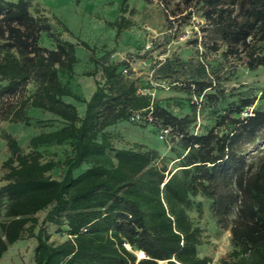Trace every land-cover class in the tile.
<instances>
[{"label":"trees","instance_id":"16d2710c","mask_svg":"<svg viewBox=\"0 0 264 264\" xmlns=\"http://www.w3.org/2000/svg\"><path fill=\"white\" fill-rule=\"evenodd\" d=\"M203 1L204 17L228 52L236 53L240 45L247 50L248 69L264 66V0H229L233 9L223 0ZM31 2L0 0V97H20L4 117L29 125L30 107L55 115L63 125L32 136L29 144L69 142L71 152L64 162L41 161L39 152L23 153L15 138L3 132L10 155L2 162L0 258L16 241L34 237V264H211L199 254L202 229L190 213L202 217L201 196L215 225L230 232L229 259L219 264H264V160L246 162L235 148L245 134L255 137L264 128V110L230 118L225 134L212 128L188 133L194 116L177 117L151 94L139 92L135 80L121 73L126 62L99 63L84 41L78 44L91 51L95 67L100 64L101 80L94 81L88 98L80 97L59 77L60 72L72 74L76 44L62 39L47 16L33 15ZM124 21L121 15L114 21L119 30ZM41 32L54 42L52 48L39 44ZM29 83L34 88L26 94ZM193 84L199 90L204 86ZM64 97L84 103L83 113ZM253 102L244 99L242 107ZM150 107L152 123L129 120L133 111ZM120 121L156 130L170 127L185 151L180 162L168 168L156 162V150L140 143L116 146L119 137L111 127ZM60 167L62 175L54 177ZM41 211L45 214L34 231ZM47 224L66 238L52 242ZM142 252L144 257L137 259Z\"/></svg>","mask_w":264,"mask_h":264},{"label":"rangeland","instance_id":"374dc122","mask_svg":"<svg viewBox=\"0 0 264 264\" xmlns=\"http://www.w3.org/2000/svg\"><path fill=\"white\" fill-rule=\"evenodd\" d=\"M228 2L223 0L227 8H232ZM121 5L122 0H32L30 12L47 16L62 39L76 44L78 60L72 74L59 73L61 81L68 83L75 94L88 98L94 81L101 80L100 64L95 67L89 60L91 51L78 44L84 41L99 63L126 62V75L135 80L139 92H152L158 104L177 117L194 116L188 133L202 134L212 128L219 135L225 134L231 126L230 118H242L255 110H264V66L248 69L247 50L240 45L236 53L228 52L216 27L204 17L207 6L203 0H126L123 13L120 12ZM55 15L69 31L63 30L61 23L53 19ZM120 15L126 25L119 30L114 21ZM39 44L47 48L54 46L45 32H41ZM259 46L260 43L256 49ZM260 53L264 54V50ZM89 72L94 74L87 75ZM194 82H202L203 88L199 90ZM33 88L29 83L26 94ZM18 96L0 97V186L5 182L6 171L2 162L10 155L3 132L15 138L23 153L39 152L41 161L64 162L71 152L69 142L36 147L29 144L32 136L58 129L63 122L55 115L33 107L27 109L31 118L29 125L10 122L4 116L10 106L19 102ZM249 98H254L253 104L242 107V101ZM64 99L73 102L80 115L83 113L84 103L71 97ZM128 123L120 121L112 127L120 138L114 140L116 146L143 142L149 137L158 138L153 125L130 123L131 127ZM178 140V135L170 134L160 145V157L156 162H166L168 168H174L180 162L179 156L185 153L178 146ZM235 148L244 155L246 162L257 164L264 160V128L255 137L245 134ZM62 173L61 167L52 172L54 177H60ZM198 198L204 202L202 217L198 219L194 210L190 212L202 229L198 251L200 255L208 256L211 264H219L221 260L229 259L232 250L230 232L215 225L207 202L201 196ZM44 214L45 211L37 214L38 224L34 231ZM47 230L52 242L66 238L64 232L56 231L53 225L47 224ZM35 244L34 237L16 241L3 253L0 264H34Z\"/></svg>","mask_w":264,"mask_h":264},{"label":"built area","instance_id":"2783aa9c","mask_svg":"<svg viewBox=\"0 0 264 264\" xmlns=\"http://www.w3.org/2000/svg\"><path fill=\"white\" fill-rule=\"evenodd\" d=\"M121 73L126 75L128 73L127 67H123ZM131 122H145L152 123L153 115L151 107L148 110H136L133 111L129 117ZM170 127L168 126H157V137L162 141H167L170 136ZM196 134V132H194Z\"/></svg>","mask_w":264,"mask_h":264},{"label":"crops","instance_id":"0c3cea01","mask_svg":"<svg viewBox=\"0 0 264 264\" xmlns=\"http://www.w3.org/2000/svg\"><path fill=\"white\" fill-rule=\"evenodd\" d=\"M56 16V15H55ZM66 26V25H65ZM93 89H94V87H93ZM92 89V90H93ZM92 92V91H91ZM90 92V93H91ZM145 93H148V94H151L152 95V92H150V91H147V92H145ZM153 97V96H152ZM68 102H71V101H68ZM71 103H73V102H71ZM74 104V103H73ZM75 105V104H74ZM128 125L129 126H131L132 127V125H130V123H128ZM112 127H114V126H112ZM111 127V129L113 130V128ZM150 128V127H149ZM147 140V141H146ZM162 142L163 141H161V140H159L158 138H151V137H149V138H147V139H145V141H143V142H141V141H137V143H140V144H142V145H144L146 148H151V149H154V150H156L157 151V153H158V151L160 152V145L162 144ZM123 146V145H122Z\"/></svg>","mask_w":264,"mask_h":264},{"label":"water","instance_id":"95a60500","mask_svg":"<svg viewBox=\"0 0 264 264\" xmlns=\"http://www.w3.org/2000/svg\"><path fill=\"white\" fill-rule=\"evenodd\" d=\"M127 247L129 248V246H127ZM136 256H137V259H140V258L144 257V253L142 252L141 256L136 253Z\"/></svg>","mask_w":264,"mask_h":264},{"label":"bare ground","instance_id":"6f19581e","mask_svg":"<svg viewBox=\"0 0 264 264\" xmlns=\"http://www.w3.org/2000/svg\"><path fill=\"white\" fill-rule=\"evenodd\" d=\"M138 255H140V256H141V255H142V253H138Z\"/></svg>","mask_w":264,"mask_h":264}]
</instances>
